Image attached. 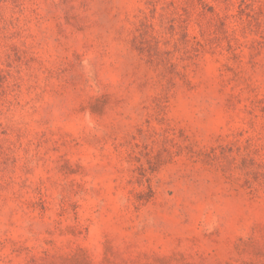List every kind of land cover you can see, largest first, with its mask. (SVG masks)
I'll list each match as a JSON object with an SVG mask.
<instances>
[{
  "label": "rangeland",
  "instance_id": "rangeland-1",
  "mask_svg": "<svg viewBox=\"0 0 264 264\" xmlns=\"http://www.w3.org/2000/svg\"><path fill=\"white\" fill-rule=\"evenodd\" d=\"M0 264H264V0H0Z\"/></svg>",
  "mask_w": 264,
  "mask_h": 264
}]
</instances>
